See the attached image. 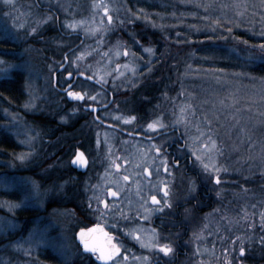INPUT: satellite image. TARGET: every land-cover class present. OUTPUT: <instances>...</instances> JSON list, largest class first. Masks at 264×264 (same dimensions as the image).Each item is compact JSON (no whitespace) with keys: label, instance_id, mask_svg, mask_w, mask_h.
I'll return each mask as SVG.
<instances>
[{"label":"rangeland","instance_id":"374dc122","mask_svg":"<svg viewBox=\"0 0 264 264\" xmlns=\"http://www.w3.org/2000/svg\"><path fill=\"white\" fill-rule=\"evenodd\" d=\"M149 1L13 0L8 5L0 0V81L19 76L24 86L18 104L0 96V142L7 136L15 145L13 150L0 146V226L13 225L0 231V264H90L91 257L75 237L85 224L113 231L111 244L120 248L118 264H150L145 253L155 254L159 247L148 245L160 242L153 218L182 197L178 185L189 184L192 192L199 189L195 174H173L165 147L176 135L147 141L87 123L84 104L69 101L54 88L53 74L73 46L67 71L94 77L115 96L112 106L100 113L104 122L147 136L177 128L180 145L185 143L180 155L191 157L192 173L202 183L215 179L227 185L218 188L225 196L216 197L227 202L215 207L205 229L198 220L193 225L201 244L197 256L214 264L233 263L241 255L226 241L235 235L245 243L241 264H264V75L256 71L264 64L258 53L264 39V0H210L220 9L213 16L198 7L186 10L195 0L181 2L182 10L165 8L162 0L150 10L144 6ZM71 23L76 27H69ZM127 23L160 30L169 44H199L176 54L171 87L143 120L128 113L122 102L162 65L166 46L121 40L117 31ZM57 24L65 35L79 37H62ZM195 33L203 37L193 39ZM62 83L67 84L65 76ZM74 89L90 106L110 101L94 83L79 80ZM76 120L86 134L75 145H84L90 169L70 181L66 168L75 151L65 157L71 143L58 128ZM154 122L162 127L149 128ZM22 154L23 161L18 158ZM12 178H25L29 193L33 181L38 185L27 207H10L24 199ZM153 195L159 204L153 203ZM223 231L228 239L219 238L218 246ZM129 241L147 251L136 250Z\"/></svg>","mask_w":264,"mask_h":264},{"label":"flooded vegetation","instance_id":"af4514ba","mask_svg":"<svg viewBox=\"0 0 264 264\" xmlns=\"http://www.w3.org/2000/svg\"><path fill=\"white\" fill-rule=\"evenodd\" d=\"M58 21V19H57ZM58 23V22H57ZM58 26V24H57ZM58 32L61 34L62 37H79V34H69V35H65L61 29L58 26ZM78 46V45H77ZM76 46V47H77ZM75 50V46H73L70 49H67L64 53V63L67 59L68 63L65 66V68L63 70H61L60 68L64 65V63L59 66V68L54 72L53 74V86L54 88L61 93L62 95H66L68 100L71 101L73 99H75L72 96H69L68 93L69 92H76L74 89V86L77 84V82L79 80H83V81H88L90 83H94L96 85H98L99 87H101L103 90H105L109 95H110V101L108 104L106 105H101L100 109L95 112L92 110V107L94 106H90L88 104L85 103L86 97L84 96V99L82 101H78L83 105V113L85 115H87V117L89 118L90 116L93 119V123L97 124V125H101L103 127H106L108 129H113L115 131H118L119 133H123L124 135H127L129 137H134V138H138V139H144L147 141H152L157 139V137L159 136H164V135H176L177 136V140H173L171 141L166 147H165V152L166 155L168 156L169 160L171 161V164L173 165V174L174 176L176 175H186L185 177H193V174H195L196 179L198 180V186L199 189H197L195 192H192V189L190 188V185H183L184 187H182V185H178L177 187V194L182 196L180 199H178L177 203L173 202V208L172 209H167L166 212H163L162 214H157L154 218H153V227L156 229L157 234L159 235V245H163L166 242H169L170 247L172 248V252L169 253L168 255H165L162 251H160L159 248V252L151 253L149 251H145L142 248H140L139 245H137L135 242L133 241H129L130 245H135V249L136 250H141L140 252H146V255H149V261L150 264H214L211 263V261L209 259H207L205 256H203V260L202 258H199L197 256V247L198 244L196 242V238H195V232L193 230V225H196L197 220L199 222H201V226L205 229V225L208 221V218L212 217L214 215V211H217V208H215L216 206L218 207H223L225 202H227L226 199H221L220 201H218V199L216 198L217 196L220 198L222 196H225V191L223 189H218L219 186L225 187L227 185H218L215 183V179L214 182L212 181V179L208 182V184L202 183L200 178L198 177L197 173L194 172L192 173L191 169V165H192V159L191 157H182L180 154L182 152L185 151V143L183 142V145H180V142L182 141L181 136H180V132L177 128H172L168 131L162 132L161 134L155 135V136H147L145 134H141L139 132H127V130H124L122 128H120L117 125H113L110 123H106L104 122L105 120H103L100 117V113L106 109H109L112 104L115 102V96L113 95V93H111V91L109 89H107L105 86L99 84L96 80L95 81H90L88 79V77H91L83 72H78V73H71L68 72V66H69V55L74 52ZM71 74L72 77L69 79L67 76ZM77 74H82L85 75L86 78L83 77H77ZM65 76V79L67 80V84L63 85L62 83V77ZM95 79V78H94ZM10 80V79H8ZM72 84V88L70 90H67V87L69 85ZM76 100V99H75ZM105 106V107H104ZM99 120H97V118ZM85 120V119H83ZM78 148L75 149V152ZM84 150V149H83ZM85 151V150H84ZM74 152V155H75ZM86 153V152H85ZM73 155V157H74ZM87 155V154H86ZM88 157V156H87ZM73 159V158H72ZM89 159V157H88ZM72 161V160H71ZM90 169V159H89V168ZM77 174H79V177H83L84 173L86 172H79L76 169H74ZM173 176V177H174ZM180 176V177H181ZM183 176V177H184ZM179 177V178H180ZM176 180V179H175ZM179 181V180H178ZM186 186V187H185ZM182 187V188H181ZM172 193L173 189H167ZM220 193V195H219ZM171 194V193H170ZM222 203V204H220ZM233 203V202H231ZM228 207V205H225ZM215 208V209H214ZM222 210V208H220ZM198 218V219H197ZM183 221V222H182ZM97 224L94 225H90L87 226L82 225L81 227H79L76 230L75 233V237L76 234L78 233V231H80L81 229H88V228H96ZM97 233H107L108 237L112 238L113 237V231H111L110 229H102L99 230V228L96 230ZM205 232H207L205 230ZM208 233V232H207ZM227 232H222L220 235H218L217 240V245L219 246V238H223V239H228L226 237ZM77 243L80 247V249L83 251L82 246L80 245V243L78 242V239L76 237ZM106 240V238H105ZM226 241V240H225ZM107 242V241H106ZM226 243H230L233 245H236L237 247L236 250L239 251V255H241L240 258H236L235 260L232 262H228L226 260H222L221 263H215V264H241V260H242V256L245 254V251L243 252V254L241 253L240 249L243 247L244 248V239L239 238L235 235H232V239H228V242L226 241ZM167 245V244H166ZM168 246V245H167ZM241 246V247H240ZM134 248V247H133ZM88 256L91 257V261L93 262V264H100L99 263V259H97V254H92V253H86ZM85 254V255H86ZM248 254V253H247ZM252 255V254H249ZM245 259V258H243ZM113 264V262H112Z\"/></svg>","mask_w":264,"mask_h":264},{"label":"trees","instance_id":"16d2710c","mask_svg":"<svg viewBox=\"0 0 264 264\" xmlns=\"http://www.w3.org/2000/svg\"><path fill=\"white\" fill-rule=\"evenodd\" d=\"M161 2V0H159ZM164 1V3H166V7L165 8H172L173 6H175L176 8H180V10L183 9V5H181V2H184V0H162ZM158 1L156 0H151L149 2H145L144 6H148L150 10L156 9L158 7ZM198 7L199 10H205L207 12V14L213 16L216 14L220 13V9H217V4L216 3H211L210 0H195L192 1V5L190 6V8H186V10H194L196 11V8ZM159 9V8H158ZM222 9V7H221ZM235 23V22H234ZM127 23L125 25V28L120 29L117 31V34L120 36L121 40H125L128 41L129 43H131L130 40L132 39H136L137 41L140 42H144V41H148L149 43L153 42L156 43L157 45H161L162 43H165L164 45L166 46V50H165V55H164V59L162 62V65L159 64L154 72L146 78L143 86H141L139 89H137L133 95L128 96L124 102H122L123 104H125V107L128 110V113L130 114H135L137 115L138 118H140V120H143L145 118V115L147 113V110L152 109V107H155L156 104H158L160 96L163 95V93L166 92L167 89H169L171 87L170 82L174 80V76L175 74H173V72L175 71L176 67V54L177 53H181V50H185L186 47L188 48H193L199 44H193V45H188V44H175V43H167L165 41V39H161V37L163 38H167V34L163 33V35H161L160 30H155L152 28H148L147 26L141 24H136V23H132L131 25ZM236 25L233 24V28L236 29ZM53 33V32H52ZM57 33V32H56ZM240 38V37H246V39L248 38L249 41L254 42L255 39L253 36H249L247 34H241L238 32H235ZM203 36H201L200 34H194V36L192 37L193 39H199ZM250 37V38H249ZM71 38V37H70ZM253 38V39H252ZM147 42V43H148ZM260 42L262 44H264V39H261ZM257 49V48H256ZM259 47L258 48V53L259 56H261L262 58H264V51ZM182 54V53H181ZM181 54L178 56V59L180 60ZM184 57H182L181 59V63L184 62L183 60ZM264 60V59H263ZM174 66V68H173ZM260 74L264 75V64L260 65V68L258 70ZM24 86L22 83V79L17 76L16 78H12L10 80H6V81H0V96L7 100L9 103H20L23 95H24ZM9 99V100H8ZM87 123H92L93 119L90 116L89 118L87 117V115H85V118ZM37 121L40 122V119L37 118ZM78 121H72L70 125H67L66 127H60L58 128V132H62L63 137L67 138L69 140V142L71 143V147L70 149H68L67 153H65V157L68 159L69 158V154H72L76 148H84L83 144L80 145H75V143L77 141H79V139H81L82 137H84V134H86L82 128L80 127L81 125L77 124ZM86 125H89L87 124ZM91 138V136H87V138ZM63 138V139H65ZM66 140V141H68ZM65 143V142H64ZM68 143V142H67ZM0 146L3 149H7V150H13L15 145L13 144V141L8 138L7 136H3L2 140L0 142ZM77 146V147H76ZM66 171L69 172L68 175V179L70 181H72L73 176H76L77 178L79 177V174H77V172L74 170V168L71 166V164L69 165L68 168H66ZM72 184V183H71ZM75 183H73L74 185ZM9 196H7L8 198ZM264 261H261V263H263ZM90 264H93V262L91 261Z\"/></svg>","mask_w":264,"mask_h":264},{"label":"snow or ice","instance_id":"6c2138e0","mask_svg":"<svg viewBox=\"0 0 264 264\" xmlns=\"http://www.w3.org/2000/svg\"><path fill=\"white\" fill-rule=\"evenodd\" d=\"M6 4L8 5H12L13 4V0H5ZM105 11L107 12V9H105ZM109 22H111L112 17L109 16L108 17ZM82 23V21H81ZM69 27L75 28L76 27V23H71L68 25ZM33 31H35V29H33ZM261 49L264 50V44H262ZM147 51H151V49H147ZM0 63H4V61H0ZM69 96H72L76 99H84V96L79 93V92H69L68 93ZM92 99H94V97H92ZM183 111V109H182ZM162 127V125H160L158 122H154L148 125L149 128H156V127ZM201 135H203V133H201ZM209 139H211L209 137ZM207 147V145H205ZM212 147H215V141H212ZM157 151H159V149H157ZM195 155V153H193ZM20 160H24L26 157L25 155H20L18 157ZM197 159L199 160L200 157L197 156ZM80 163V164H84L86 163V160L84 158V154L82 152H79L77 154L76 160L74 161V163ZM117 168H119V165H116ZM205 169L208 168V165H204ZM216 171L218 172L219 169H216ZM13 182L15 184V187L17 188L18 192L20 194L23 195L24 199L21 201V203L19 204H15V205H11L10 207H20L21 204L25 207H27L30 203H31V199H32V194H34L37 190H38V185H36V183L33 181L32 182V189L33 192L29 193V190L27 188V180L25 178H12ZM124 180H128V177L125 176L123 177ZM216 182L219 183V177H217ZM167 187V186H165ZM112 196H117L118 193L117 192H111L110 193ZM164 196L167 197L168 196V192L165 191ZM151 200L153 201V203L155 204H159L160 201L157 200V197L155 195H153L151 197ZM169 207L171 205H168ZM162 210V209H160ZM4 227H13V225L8 224L6 226H0V231L4 230ZM99 228V225L96 226V228H88V229H81L80 233H79V240L81 242V244L83 245V249L85 252L88 253H92V254H97V259L99 260H103V261H112L113 264H118V256L120 253V248L114 244H111V238L108 237V234L105 233V237H106V243H97L94 239H92L91 234L96 232V230ZM264 242V241H262ZM150 247H159L160 251H162L165 255H168L169 253L172 252V248L170 246L167 245H148ZM241 253L243 254V252L245 251L244 248L242 247L240 249ZM147 259V258H145Z\"/></svg>","mask_w":264,"mask_h":264},{"label":"water","instance_id":"95a60500","mask_svg":"<svg viewBox=\"0 0 264 264\" xmlns=\"http://www.w3.org/2000/svg\"><path fill=\"white\" fill-rule=\"evenodd\" d=\"M67 63H68V61H67V59H66L64 65H63L60 69L63 70V69L65 68V66L67 65ZM67 77L70 79V78L72 77V75L69 74ZM77 77H83V78H86V76H85V75H82V74H77V75H76V78H77ZM88 79H89L90 81H95L94 77H88ZM71 88H72V84L69 85V86L67 87V90H70ZM75 99H76V98H75ZM76 100H78V101H82L83 99H82V100H80V99H76ZM104 107H105V106H104ZM100 108H101L100 106H94V107H92V110L95 111V112H97ZM96 118H97V117H96ZM97 120H99V119L97 118ZM79 152H82V153L84 154V158H85V160H86V163H84V164H80V163H78V162H77V163H74V161L76 160L77 154H78ZM71 166H72L74 169H76L77 171H79V172H86V171L88 170V168H89V159H88V157H87L85 151H84L82 148H78V149L76 150L75 155H74V157H73V159H72V161H71ZM79 233H80V231H78V233L76 234V237H77V239H78V242L80 243V245H81L82 248H83V245L81 244V242H80V240H79ZM104 234H105V233H97V232H94V233L91 234V236H92V239H94L97 243H106V240H105L106 237H105ZM83 251H84V249H83ZM84 253H88V252H85V251H84ZM99 263H100V264H112V261H107V262H106V261L100 260Z\"/></svg>","mask_w":264,"mask_h":264}]
</instances>
